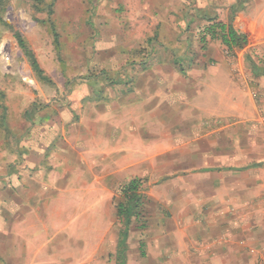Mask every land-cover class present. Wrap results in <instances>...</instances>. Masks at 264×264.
<instances>
[{
    "label": "rangeland",
    "instance_id": "1",
    "mask_svg": "<svg viewBox=\"0 0 264 264\" xmlns=\"http://www.w3.org/2000/svg\"><path fill=\"white\" fill-rule=\"evenodd\" d=\"M236 13L261 20L246 48L200 40L210 19ZM0 16V264H116L134 178L125 264H185L171 230L197 183L188 174L227 155L241 119L213 95L241 93L247 109L264 87L244 59L264 63V0H4ZM240 64L253 80L233 83Z\"/></svg>",
    "mask_w": 264,
    "mask_h": 264
},
{
    "label": "crops",
    "instance_id": "2",
    "mask_svg": "<svg viewBox=\"0 0 264 264\" xmlns=\"http://www.w3.org/2000/svg\"><path fill=\"white\" fill-rule=\"evenodd\" d=\"M260 21L236 13L223 22L247 37L248 30L260 29ZM247 46L248 41L242 49ZM223 67L220 64L213 70L217 84L218 78L227 77ZM240 69L241 64L234 67L232 78L238 82L233 83L253 80L248 70L245 75ZM259 90L260 100H250L247 109L242 107L241 93L237 97L221 90L213 95L222 102L229 100L232 112L241 119L234 128L230 127L232 143L227 155H213L212 161L207 160L215 167L221 162L224 166L188 174L196 175L197 183L186 187L181 224L171 230L173 236L182 240L185 264H264V87Z\"/></svg>",
    "mask_w": 264,
    "mask_h": 264
},
{
    "label": "trees",
    "instance_id": "3",
    "mask_svg": "<svg viewBox=\"0 0 264 264\" xmlns=\"http://www.w3.org/2000/svg\"><path fill=\"white\" fill-rule=\"evenodd\" d=\"M4 0H0V5H2ZM0 21L5 23L2 17L0 16ZM52 33L54 38L56 34L54 32L53 26H51ZM201 41H205L206 36H209L211 39H220L221 43L228 47L229 50L233 48L242 49L247 44V37L245 34L240 33L236 30L230 23H225L217 18H212L210 21L202 27L201 30ZM14 39L20 50L23 52L27 58L28 63L32 71L42 80H46V77L40 68V65L31 50L28 46L23 35L15 30L13 32ZM247 67L253 76H264V63L260 64L255 62L248 54L244 57ZM141 180L139 178H134L130 180L126 185L121 188V195L123 201L118 204L117 207V217L123 222L124 231L121 234V237L118 242V248L120 255L116 264H125L124 258V247L125 239L127 234L128 225L132 217L138 218L139 208H141Z\"/></svg>",
    "mask_w": 264,
    "mask_h": 264
}]
</instances>
